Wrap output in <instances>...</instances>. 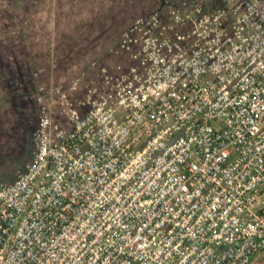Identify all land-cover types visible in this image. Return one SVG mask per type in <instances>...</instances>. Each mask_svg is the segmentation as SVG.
<instances>
[{
    "label": "built area",
    "instance_id": "obj_1",
    "mask_svg": "<svg viewBox=\"0 0 264 264\" xmlns=\"http://www.w3.org/2000/svg\"><path fill=\"white\" fill-rule=\"evenodd\" d=\"M187 6L125 31L85 101L39 87L0 264H264V0Z\"/></svg>",
    "mask_w": 264,
    "mask_h": 264
},
{
    "label": "rangeland",
    "instance_id": "obj_2",
    "mask_svg": "<svg viewBox=\"0 0 264 264\" xmlns=\"http://www.w3.org/2000/svg\"><path fill=\"white\" fill-rule=\"evenodd\" d=\"M192 1L166 0L163 11L187 3V8L202 6L206 13L225 2ZM162 3L0 0V181L15 179L33 157L39 87L46 86L54 112L64 94L85 101L107 76L127 66L125 31L160 10Z\"/></svg>",
    "mask_w": 264,
    "mask_h": 264
},
{
    "label": "crops",
    "instance_id": "obj_3",
    "mask_svg": "<svg viewBox=\"0 0 264 264\" xmlns=\"http://www.w3.org/2000/svg\"><path fill=\"white\" fill-rule=\"evenodd\" d=\"M59 119H60V117H59V116H56V117H55V119H54V120H55L56 124H58V123H59V122H58V120H59Z\"/></svg>",
    "mask_w": 264,
    "mask_h": 264
},
{
    "label": "flooded vegetation",
    "instance_id": "obj_4",
    "mask_svg": "<svg viewBox=\"0 0 264 264\" xmlns=\"http://www.w3.org/2000/svg\"><path fill=\"white\" fill-rule=\"evenodd\" d=\"M40 118V117H39ZM39 118H38V120H37V122H36V124H35V126H34V132H35V128H36V126H37V124H38V121H39ZM30 136H31V134H30ZM35 145V144H34ZM30 146V145H29Z\"/></svg>",
    "mask_w": 264,
    "mask_h": 264
},
{
    "label": "water",
    "instance_id": "obj_5",
    "mask_svg": "<svg viewBox=\"0 0 264 264\" xmlns=\"http://www.w3.org/2000/svg\"><path fill=\"white\" fill-rule=\"evenodd\" d=\"M162 7H164L167 3H166V0H162Z\"/></svg>",
    "mask_w": 264,
    "mask_h": 264
},
{
    "label": "trees",
    "instance_id": "obj_6",
    "mask_svg": "<svg viewBox=\"0 0 264 264\" xmlns=\"http://www.w3.org/2000/svg\"><path fill=\"white\" fill-rule=\"evenodd\" d=\"M191 1H192V0H191ZM197 1H199V0H193L192 2H195V3H196ZM119 44H121V43H119Z\"/></svg>",
    "mask_w": 264,
    "mask_h": 264
}]
</instances>
